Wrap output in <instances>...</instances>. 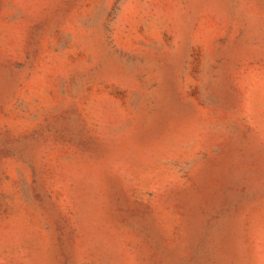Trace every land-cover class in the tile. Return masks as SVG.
Listing matches in <instances>:
<instances>
[{
	"label": "rangeland",
	"instance_id": "rangeland-1",
	"mask_svg": "<svg viewBox=\"0 0 264 264\" xmlns=\"http://www.w3.org/2000/svg\"><path fill=\"white\" fill-rule=\"evenodd\" d=\"M0 264H264V0H0Z\"/></svg>",
	"mask_w": 264,
	"mask_h": 264
}]
</instances>
